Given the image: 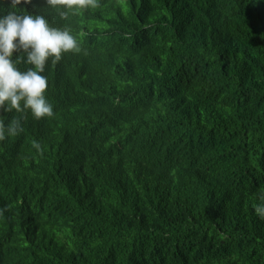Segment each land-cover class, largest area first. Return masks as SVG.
Returning <instances> with one entry per match:
<instances>
[{"label": "trees", "instance_id": "1", "mask_svg": "<svg viewBox=\"0 0 264 264\" xmlns=\"http://www.w3.org/2000/svg\"><path fill=\"white\" fill-rule=\"evenodd\" d=\"M99 1L18 6L87 55L0 141V264H264V0Z\"/></svg>", "mask_w": 264, "mask_h": 264}, {"label": "clouds", "instance_id": "2", "mask_svg": "<svg viewBox=\"0 0 264 264\" xmlns=\"http://www.w3.org/2000/svg\"><path fill=\"white\" fill-rule=\"evenodd\" d=\"M121 8L136 11L139 0H116ZM33 0H10V9L0 17V114L15 111L18 115L7 124L0 119V141L23 133L22 121L30 111L35 120L52 119L54 106L47 99L48 78L43 75L49 62L55 66L65 54L87 55L79 36L65 26L55 27L43 14L21 13L18 6L30 5ZM46 5L56 9L62 21L79 10H96L99 0H46ZM99 23H100V19ZM19 53V55H15ZM26 64L25 70L20 69ZM41 155L44 149L37 141L32 142ZM262 203L254 205L255 212L264 219V192Z\"/></svg>", "mask_w": 264, "mask_h": 264}]
</instances>
